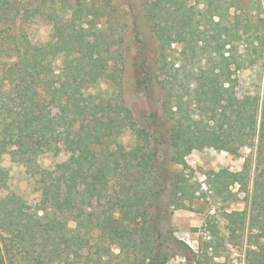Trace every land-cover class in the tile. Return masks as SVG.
Listing matches in <instances>:
<instances>
[{"label":"trees","instance_id":"trees-1","mask_svg":"<svg viewBox=\"0 0 264 264\" xmlns=\"http://www.w3.org/2000/svg\"><path fill=\"white\" fill-rule=\"evenodd\" d=\"M90 1L63 0L56 10L57 0H0V157L6 152L4 134L10 133L27 165L46 152L67 154L61 181L42 183L38 210L20 198L10 207H0V229L14 233L12 242L0 246V264H60L63 256L72 255L71 261L81 258L78 250L88 248V241L80 233L74 236L72 253L58 243L68 239L67 216L78 221L76 231L85 225L90 232L97 230L93 255L99 262L109 255L111 245L119 249V264H166L177 254L192 256L171 228L172 214L184 207L191 187L175 174L168 193L163 174L168 172L166 162L183 163L193 149L205 146L231 153L246 145L254 147L255 177L246 206L264 214V83L261 95H238L230 80L231 65L237 72L253 63L236 57L234 47L253 45L251 53L264 50V18L257 20L264 12L260 13V4L246 0L248 11L257 13L244 22L238 14L240 0H198L203 8L196 14L220 27L216 36L207 39L184 0H143V16L158 50L179 43L192 51L200 43L198 48L210 60L200 70L194 92L197 119L172 111L162 82L165 115L151 114L156 119L147 132L131 123L136 144L126 151L118 141L121 130L114 105L87 93L102 79L114 82V64L124 66L122 54L114 57L118 42H112L113 35L96 28L105 14L89 8ZM126 1L133 10L131 1ZM37 17L51 23L49 41L21 47L15 28ZM82 17L89 25L85 30L75 25ZM148 47L137 40L133 63L146 98L159 69L156 60L148 61L149 54H155L148 53ZM56 58L61 59L57 72L50 68ZM167 79L173 84L171 77ZM46 103L67 116L65 125L45 111ZM215 175L219 193L222 181ZM101 201L99 212H85ZM255 237L264 239V234ZM250 254V264H264V241Z\"/></svg>","mask_w":264,"mask_h":264},{"label":"rangeland","instance_id":"rangeland-1","mask_svg":"<svg viewBox=\"0 0 264 264\" xmlns=\"http://www.w3.org/2000/svg\"><path fill=\"white\" fill-rule=\"evenodd\" d=\"M62 1L57 0L59 4L57 3L56 10L62 8ZM130 1L133 4V10L130 9L129 1L126 0H91L88 5L89 8L93 6L97 13L105 14L96 21V28L103 30L106 35H113L112 42L115 44L118 42V45L114 47L118 51L114 57H118L119 53L122 54L120 60L123 59L121 61H124V66L121 69L120 63L114 64L116 67L111 64V66L113 65L112 69H116L114 82L109 83L102 79L95 86H91L87 93L95 99H104L114 105L116 121L121 130L118 141L126 151L134 148L136 144V136L131 123L147 132L151 131L152 119L165 115L166 110L162 97L164 93L161 91L162 82L166 83L164 90H168L165 94L169 95V106L173 107L172 111H181L182 118L197 119L198 110L193 107L194 92L197 90L200 70L204 68L206 61L210 60L209 55L198 48L200 43H198V47L193 46L192 51L188 49V46L179 43H172L164 51L158 50L156 41L150 37L147 20L143 16L145 7L143 0ZM184 1L187 6L193 8L195 17L199 18V26L202 25L205 37L210 39L212 36H216L220 27L211 24L206 17L202 18L196 14L202 10V2L198 0ZM224 1L228 2L229 0ZM251 1L256 2L258 7L260 4V13L264 11V0ZM239 2L240 19L244 22L250 21V17L257 13V10L248 11L249 3L246 0ZM229 12L233 13L234 9L231 8ZM259 18H264V12L257 17V20ZM91 19L89 17L87 20ZM75 25L84 30L89 28L83 17L80 21H76ZM15 30L17 31V43L21 47L26 46L27 43L37 46L49 41L52 26L46 17H37L21 24ZM137 40L142 41V44L149 45L148 53L155 51L154 56L149 54L148 61L156 60L157 67L155 68H159L155 72L158 79L153 82V87L148 89L150 95L148 94L147 98L137 84L136 69L133 66L136 60L134 53ZM253 48H255L253 45L249 47L242 45L233 49L235 56L241 57V60L245 61L244 63L253 60L251 65L243 67L237 72L234 71L232 65L230 66L232 71L230 80L234 81V92L238 95H261L264 83V50L251 53ZM226 50H228V46ZM60 63L61 59L56 58L52 61L50 68L57 72ZM110 63L111 61L108 62V64ZM170 77L173 79L171 85L167 82V78ZM44 107L51 117L65 125L63 122L67 116H64L54 105L46 103ZM153 113L156 114L155 117L151 115ZM160 121L162 120H159L161 124ZM4 138L7 144L6 152L0 157V168L2 169L0 173V207H10L15 199L20 198L32 210H38L42 197V183L58 184L61 181L67 154L62 152L54 155L51 152H46L31 165H27V161H22V152L14 143L15 135L4 134ZM246 162L248 168L244 170ZM166 165L168 172L164 173L163 177L168 193L171 192L170 184L174 181L175 174L178 177H184L191 187L186 195L184 207L174 210L172 214L171 228L178 240L186 238L192 246L191 248L185 243L190 248L192 256L177 254L171 257L166 264H229L228 257L231 248L238 251L244 250L247 264H250L252 256L250 252L256 251L258 244L264 241L261 237L258 239L255 237L264 234V214H257L246 206L247 198L252 194V183L255 177L254 147L243 146L237 153L220 151L210 146L195 148L183 158V163L166 162ZM215 174H218L219 182L222 181L219 193L216 191L218 185L214 184ZM110 183L112 184V181ZM102 202L99 205L94 204L95 208L91 204L85 212H99ZM38 212L41 214L40 211ZM67 217L65 224L68 235L63 234L68 239L66 242H62L60 239L58 243L72 253L77 240L74 236L76 233H80L85 241H88V248H82L80 252L78 250L81 258L77 256L75 261H71L72 255L68 259L65 256L61 257L60 264H104L105 262H107L106 264H119L121 258L117 257L119 249L116 245L109 247V255L102 257L100 263L98 257L93 255L97 230L94 229L90 232L88 231L89 227L85 225L76 231L78 221L72 219L73 217ZM253 226L256 227L255 231H251ZM185 232L186 234L183 235ZM91 236L93 237L91 238ZM13 239L12 231L0 229L1 247L12 242ZM106 246L107 243H105Z\"/></svg>","mask_w":264,"mask_h":264},{"label":"built area","instance_id":"built-area-1","mask_svg":"<svg viewBox=\"0 0 264 264\" xmlns=\"http://www.w3.org/2000/svg\"><path fill=\"white\" fill-rule=\"evenodd\" d=\"M229 264H247V257L245 251H238L237 249L231 248L229 250Z\"/></svg>","mask_w":264,"mask_h":264},{"label":"crops","instance_id":"crops-1","mask_svg":"<svg viewBox=\"0 0 264 264\" xmlns=\"http://www.w3.org/2000/svg\"><path fill=\"white\" fill-rule=\"evenodd\" d=\"M185 234H186V232L183 233V235H185ZM180 239H181L182 242L187 243L190 246V244L188 243V241L186 240V238H180ZM190 247L192 248V246H190Z\"/></svg>","mask_w":264,"mask_h":264}]
</instances>
